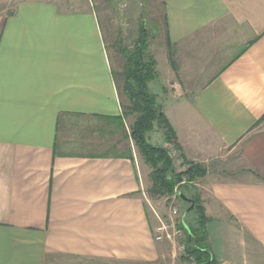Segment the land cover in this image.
Listing matches in <instances>:
<instances>
[{"label": "crops", "instance_id": "obj_1", "mask_svg": "<svg viewBox=\"0 0 264 264\" xmlns=\"http://www.w3.org/2000/svg\"><path fill=\"white\" fill-rule=\"evenodd\" d=\"M158 1L149 52L174 167L206 169L194 189L217 264H264V0ZM88 4L0 0V264H174L154 240L150 170L121 157L115 25L126 48L136 29L103 14L111 61Z\"/></svg>", "mask_w": 264, "mask_h": 264}, {"label": "trees", "instance_id": "obj_2", "mask_svg": "<svg viewBox=\"0 0 264 264\" xmlns=\"http://www.w3.org/2000/svg\"><path fill=\"white\" fill-rule=\"evenodd\" d=\"M144 27L140 28V37L135 42L133 50H123L125 67L122 72L121 93L128 101L123 106L122 116L134 115V120L126 132L121 117V139L130 140L136 148L142 162L149 168L148 188L146 193L151 198H162L172 193L177 186L179 191H188L186 197L192 202V210L178 219L177 226L183 230L186 238L185 252L180 257L183 262L193 261V264H217L214 260L208 242L206 224L209 218L204 213L200 195L193 186L179 185L182 178L188 181L205 176L206 169L200 164L191 163L184 171H177L172 160L167 156L166 149L150 144L146 135L156 125L163 133L167 143L172 142L173 130L169 125L156 95L151 93L148 84L156 79L155 60L147 51L146 42L142 39ZM121 157L133 161L130 147L122 150ZM263 182L264 177L255 173ZM179 185V186H178ZM190 204H186L189 207ZM187 227V230L185 229Z\"/></svg>", "mask_w": 264, "mask_h": 264}, {"label": "rangeland", "instance_id": "obj_3", "mask_svg": "<svg viewBox=\"0 0 264 264\" xmlns=\"http://www.w3.org/2000/svg\"><path fill=\"white\" fill-rule=\"evenodd\" d=\"M14 1L15 0H11V2H14ZM81 1L83 3H85L87 6L89 5L88 2H90L93 12L98 14V20H99V26L101 29V33H102V35L104 34L103 46L105 47V49H106L105 51L108 53L111 61H112L111 54L108 50L109 48L107 47L108 44H106L108 40H107L106 29H105V25H104L105 20L102 17L103 14L114 15L116 17H119L120 19H121V17L122 18H124V17L131 18L130 23L133 24V28L136 29L133 32V34L135 35L133 42H132L133 44H135V41L138 40V38L140 37V28L144 27V33L142 35V39L144 40V42H146L145 45H147V51L148 52H149V45L150 44H153V43L157 44V42H161V40H163V36H162L163 35V22H162V14H161V10H160L158 0H89V1L88 0H81ZM154 3H156V4H154ZM8 7H10V5H8ZM121 24H122V26H121ZM121 24L115 25V27L118 26L117 28H115V35L116 36H115V41H114V44H115L114 48L116 49L115 50L116 56L118 57L117 58L118 68H115V70L113 69L114 77H115L116 81L118 82V85L120 86V88H121V84H122V80H123L121 75H122L123 69L125 67V58H124L123 50L132 51L133 47H134V45L131 44L130 48H126L125 45L123 43H121V34H122L121 28L123 29V26H125V22H121ZM132 38H133V36H132ZM160 90H161V86H160L159 80L156 77V79L152 80V83L149 85V91L154 94ZM121 95L123 97L124 103H126V105H127L128 101L125 100V97L123 96L122 93H121ZM123 106H125V105L121 106V112H123V109H122ZM122 120H123L125 130H126V132H128L129 126L131 125L132 121L134 120V115H131V116L129 115V119H127L126 117H123ZM154 128L160 130L156 125L154 126ZM157 136L158 135H156V134L151 135V140L153 141V143L157 142V139H156ZM169 144L173 145L172 142ZM127 147H130V149L132 151V155L135 154L138 157L137 159L139 160V162L143 163L137 154L136 148L132 145L130 140L126 141V140L121 139V152H122V150L126 149ZM174 149H175V151L177 150V148L175 146H174ZM178 155H179V153H178ZM229 169H231V168H229ZM142 171L144 173L143 175H146V172H145L146 170L143 166H142ZM261 175H262V177H264V174H261ZM197 180L198 179L190 181V182H192L193 187H195L196 184L198 183ZM147 186L144 188V192H145V196H146L147 200L152 204L153 207H155V209L157 210V212L159 213V215L162 218H167V208H166L164 199L168 198V196L171 194L163 196L162 198H156V197L151 198L146 193V189L148 188ZM175 189H177V191H178L179 188L174 187L172 190V193L175 191ZM185 193L186 192H184V195H185ZM177 205L179 206V209H180L179 216H181L182 211L184 210L186 205L180 199L178 200ZM182 208H183V210H182ZM163 243H166L168 245V247H167L168 250H166V252H167L166 255L168 254L167 255L168 258L169 257L172 258L174 264H186V262H183L180 260L181 252L178 249L176 244L168 243V242H163Z\"/></svg>", "mask_w": 264, "mask_h": 264}, {"label": "built area", "instance_id": "obj_4", "mask_svg": "<svg viewBox=\"0 0 264 264\" xmlns=\"http://www.w3.org/2000/svg\"><path fill=\"white\" fill-rule=\"evenodd\" d=\"M165 149L167 156L172 160V162L174 164L177 163L179 155L178 151H175L174 146L169 144L165 147ZM186 168L187 166H183L182 171H184ZM179 185L193 186L192 182L188 181L186 178H182ZM178 192L179 190L177 191V189H175V191L171 193L168 198L164 199L167 208V218H162L156 211L155 207H153L152 204L147 200L145 195L144 198L146 204L157 221L155 226L154 240L156 242H168L176 244L182 256L185 252L186 238L183 230L177 226L178 219L180 217V209L176 204V202L179 200ZM186 264H193V261L189 260V262H186Z\"/></svg>", "mask_w": 264, "mask_h": 264}, {"label": "water", "instance_id": "obj_5", "mask_svg": "<svg viewBox=\"0 0 264 264\" xmlns=\"http://www.w3.org/2000/svg\"><path fill=\"white\" fill-rule=\"evenodd\" d=\"M178 196H179V199L186 204H190L189 207H185L184 211H183V215L186 214L187 212H190L192 210V202L190 199H188L182 191H179L178 192ZM185 229L187 230V227L185 226Z\"/></svg>", "mask_w": 264, "mask_h": 264}]
</instances>
